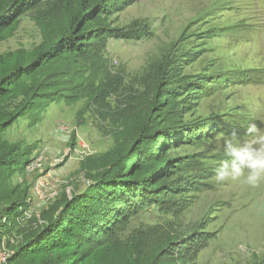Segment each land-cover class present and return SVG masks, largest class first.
Wrapping results in <instances>:
<instances>
[{
	"label": "rangeland",
	"instance_id": "1",
	"mask_svg": "<svg viewBox=\"0 0 264 264\" xmlns=\"http://www.w3.org/2000/svg\"><path fill=\"white\" fill-rule=\"evenodd\" d=\"M81 1L85 29L112 33L103 52L53 87L19 75L15 102L30 86L46 104L0 125V157L24 168L0 187V264H264V183L214 180L219 134L264 127V0H42L18 17L0 0V79ZM104 72L109 99L91 88Z\"/></svg>",
	"mask_w": 264,
	"mask_h": 264
},
{
	"label": "trees",
	"instance_id": "2",
	"mask_svg": "<svg viewBox=\"0 0 264 264\" xmlns=\"http://www.w3.org/2000/svg\"><path fill=\"white\" fill-rule=\"evenodd\" d=\"M42 0H14L12 9L9 11H13L15 9L16 16L18 17L24 14L29 9L35 7L38 3ZM131 3V2H130ZM127 4V5H130ZM80 10L77 11L76 14L72 16L71 19V30L65 34H63L58 42H55L48 50L44 53L40 54L38 57L37 62L27 67H21L23 70L20 71L21 68L16 69L14 72L6 74L3 78L0 79V125L1 127H8L15 118L24 117L28 115L29 112L38 111L40 107L44 106L46 102H41L39 104L34 103V98H29L30 96V86L29 89L26 90V94H23V100L18 103L15 102L16 97L14 96L15 88L17 86V77L20 75L21 77L27 76L30 79V82L35 85V83H39L43 80L42 87L49 88L56 85V80L50 82L49 84L46 82L47 80L54 78V77H67L73 78V75L81 71L83 73V69H85V60L90 57V55L94 52L93 50L98 49L100 53H102L104 49V43L107 38H109L112 33L107 32H97L94 33L93 31H88L85 29L86 23L91 19L88 18L90 16L88 12L87 2L81 1L79 2ZM116 9H124L126 6L122 8H118L120 6H114ZM96 42L95 44L93 42ZM96 57V56H93ZM70 60H74L76 63V68L72 64L70 65ZM67 61L68 63H64ZM68 64L70 65L67 69H65ZM29 69V70H27ZM72 69H75V72L72 74ZM87 69L84 70V72ZM99 75L96 74L95 85L91 87L92 89H98L99 87L106 85L105 88H102L101 97L111 98L113 95H118L119 90L111 91L110 87L107 86V81L105 80L107 74ZM39 81V82H37ZM108 87V91H106ZM118 88V87H117ZM12 89V90H11ZM30 95V96H29ZM37 95V94H36ZM10 99H9V98ZM90 99V96H86ZM41 99H45L42 97ZM88 99V100H89ZM96 99V98H95ZM5 104L6 102H8ZM45 103V104H44ZM46 107V106H45ZM119 120V119H117ZM9 155V154H8ZM7 156L0 157V187L6 182L5 180L8 178L9 175H14V173L18 170H23L24 168L21 167V164L6 161L5 158ZM125 171H128L125 169ZM127 174V173H125ZM13 189L14 188H8ZM13 192L9 191L4 194L3 198L0 196V200L9 201L12 198ZM67 205H70V200L66 202ZM13 205V204H11ZM63 202L59 209V216L58 214L55 216L53 220L47 222L46 226L43 228V231L36 235L35 238L29 241V243L38 240L41 236L49 230V228L60 219V215L62 212L68 208Z\"/></svg>",
	"mask_w": 264,
	"mask_h": 264
},
{
	"label": "clouds",
	"instance_id": "3",
	"mask_svg": "<svg viewBox=\"0 0 264 264\" xmlns=\"http://www.w3.org/2000/svg\"><path fill=\"white\" fill-rule=\"evenodd\" d=\"M215 144L223 154L214 168L216 183L241 181L252 188L264 183V127L250 123L243 133H221Z\"/></svg>",
	"mask_w": 264,
	"mask_h": 264
}]
</instances>
